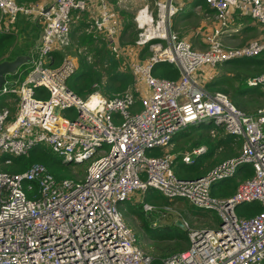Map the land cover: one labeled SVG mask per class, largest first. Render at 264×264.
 <instances>
[{
    "label": "built area",
    "instance_id": "2783aa9c",
    "mask_svg": "<svg viewBox=\"0 0 264 264\" xmlns=\"http://www.w3.org/2000/svg\"><path fill=\"white\" fill-rule=\"evenodd\" d=\"M204 1L213 21L201 31L200 44L172 29L175 0H155V17L148 5L138 10L140 31L129 47L120 44L122 25L111 0H0L1 30L13 28L17 15L41 26L26 66L5 75L0 87V95L17 100L14 114L0 108V157L9 163L41 146L63 163H87L82 178L56 177L37 162L20 172L0 170V264H151L119 209L121 201L148 187L220 218L215 226H187L189 246L163 257L162 264H264V106L249 115L225 92L205 85L209 71L226 60L264 52V36L239 46L223 42L236 30L235 17L264 24V0ZM80 12L91 18L87 31L104 35L117 53H125L135 92L107 96L95 90L82 98L68 87L76 59L56 53L69 45L70 26ZM146 46L150 55L139 57ZM158 62L174 64L178 77L155 75ZM246 83L264 89V72ZM207 120L241 137V148L204 174L179 176L176 157L193 163L206 146L177 155L167 147L178 131ZM243 163L251 165L252 176L228 197L212 195V184ZM253 201L260 211L236 213L238 204ZM142 208L155 205L143 202Z\"/></svg>",
    "mask_w": 264,
    "mask_h": 264
},
{
    "label": "trees",
    "instance_id": "16d2710c",
    "mask_svg": "<svg viewBox=\"0 0 264 264\" xmlns=\"http://www.w3.org/2000/svg\"><path fill=\"white\" fill-rule=\"evenodd\" d=\"M16 1L34 4L40 0ZM112 2L115 3V0ZM193 3L202 5L207 13L212 11L204 0H193ZM84 13H76L78 15L75 18H81L80 16ZM191 13L192 10L188 12V14ZM3 23V16L0 14V61L12 60L19 54L28 55L38 38L41 28L40 22L32 21L24 15H17L14 22H10V25L13 24V28H9L8 31L1 30L4 26ZM89 23L90 21L87 20H79L78 22L73 20L70 26L69 46L75 40L73 43L81 51L78 58L79 65L69 77L68 87L80 96L82 94L88 95L95 90L102 91L101 93L107 96L123 94L126 91L135 92V81L131 71L122 66L119 53L112 49L104 35L87 31ZM131 27L130 24L124 27L121 33L122 38L126 30ZM135 35V30L131 29V37L124 42H133ZM147 49V46L143 47L140 53L142 54ZM60 52L56 53L57 57H61ZM26 64H21L18 70ZM223 64L227 66L231 75L226 72L223 73V71L213 74L205 82L206 87L210 91L225 92L238 108L249 115H256L258 110L264 106V89L259 85H248L246 79L264 72V52L250 57L229 59L221 65ZM153 73L167 78H176L179 75L177 67L167 62H158L154 66ZM8 75L10 74H6V76ZM10 99H13L12 103ZM4 106H7L11 113H15L17 100L13 94L0 95V108ZM172 140L175 142L174 151L190 150L200 145L206 146V150L199 154L191 164L183 163L179 155L176 157L174 170L182 177H194L208 172L216 164L238 154L242 144L241 137L225 131L222 125H216L212 120L190 124L178 131ZM160 152L161 150H157L158 154ZM36 162L46 166L48 171L56 177H74L67 166L73 163L61 162L50 149L41 146L32 147L27 154L12 157L9 163H5L4 158L0 157V170L8 173L20 172ZM84 164L87 167V163ZM85 169L78 171V174L85 173ZM252 174L251 165L243 163L236 168L233 175L213 183L211 193L217 197H228L235 192L240 181L252 176ZM143 202L155 205L154 210H143ZM170 204L184 206V210H181L182 215L198 218L201 226H215L220 221L216 211H204L201 210V207H198L199 209L193 208V204L183 197L168 199L153 187L141 191L138 200L126 199L121 201L119 209L124 221L129 224V216H133L137 220L136 231L134 232L137 244L152 256L151 264H162L163 257L186 249L190 243L186 226L177 224L176 220L161 222V211L164 210L163 207ZM260 209L261 205L258 202L240 203L237 205L236 213L240 217H248ZM146 241L154 244L149 247L145 245Z\"/></svg>",
    "mask_w": 264,
    "mask_h": 264
},
{
    "label": "rangeland",
    "instance_id": "374dc122",
    "mask_svg": "<svg viewBox=\"0 0 264 264\" xmlns=\"http://www.w3.org/2000/svg\"><path fill=\"white\" fill-rule=\"evenodd\" d=\"M46 1L50 2L51 0H46ZM175 2L179 9H178V12L175 18L173 17V20L171 21L172 29L176 31L180 37L187 38L191 40L194 44H198V43L200 44L201 31L205 27L212 24L213 12L211 11V13L210 12L207 13L202 5L194 4L193 0H175ZM112 4H113L114 9L117 12L118 19L121 22L122 31L126 25L130 24V26H132L131 28L126 30V33L123 36V38L120 36V41H121L120 44L122 46L131 47L133 42L129 41L130 43H125L124 41H127L131 37L130 36L131 29L135 30V33H136L134 40L137 38L139 34L140 29L138 28L137 22L135 21V16L138 10L144 7L145 5H148L149 9L153 10L152 13L155 17L156 15L155 0H120L115 3L112 2ZM191 10H192V13L188 14V12H190ZM80 17L81 18L79 19L75 18L74 20H76V22H78L79 20H85V21L91 20L88 12H85ZM234 20H235L234 23L231 24V28L236 29V30H232L231 34L228 37H226V39H223V42L225 45L239 46L249 40L264 36V24L259 23L256 19H253L250 17H243V18L235 17ZM89 31L95 32L93 29H90ZM74 41L75 40L72 41V44L70 46L68 45V48L63 49L60 52V55L62 56V55L69 54L70 56L75 57L76 64L78 66L79 65L78 58H79V55H80L79 53L81 49L79 47H76V45L73 43ZM149 55H150V51L148 49L142 54L140 52L138 53V56L142 58H145ZM118 56H119V59L121 60L122 66L124 68H128V63L126 62V59H125V53L124 52L119 53ZM222 71L223 73L226 72L229 75H231V72L228 70L227 66H225L224 64L223 65L220 64L216 66L214 69L210 70L209 73L210 75H212V74L220 73ZM134 89H135V86H134ZM86 96H87L86 94H82L81 97L86 98ZM12 101L13 99H10L11 103ZM174 143L175 142H173V144L168 146L167 150L169 152L175 153L176 155L180 154L183 150L174 151V147H175ZM67 166L71 174L74 176V178H82L86 173L85 172V173L78 174V171H80L81 169L84 170L86 168V165L84 163L71 164ZM139 194L140 193L134 194V196L131 197L130 199L132 201L138 200ZM163 208L165 211L164 210L161 211V218H162L161 222L162 223L175 221V220L182 222L183 220L182 222L183 226L201 227V224L198 218H195V217L191 218V217H186V215L185 216L182 215L181 210H184V206L180 207L174 204H170ZM193 208L197 209L198 207L193 205ZM201 210H204V209H201ZM204 211H209V210H204ZM128 225L135 232L136 225H137L136 218H134L133 216H129ZM153 244H154L153 242H149V241L145 242V245H148L149 247Z\"/></svg>",
    "mask_w": 264,
    "mask_h": 264
},
{
    "label": "water",
    "instance_id": "95a60500",
    "mask_svg": "<svg viewBox=\"0 0 264 264\" xmlns=\"http://www.w3.org/2000/svg\"><path fill=\"white\" fill-rule=\"evenodd\" d=\"M29 60V55H22L19 54L12 60H4L0 61V87L4 81L6 74H11L16 72L17 68L23 64L26 63ZM93 106L94 109H96L99 106V103H96V98L93 97L89 100ZM177 224L182 226L181 221H176Z\"/></svg>",
    "mask_w": 264,
    "mask_h": 264
},
{
    "label": "crops",
    "instance_id": "0c3cea01",
    "mask_svg": "<svg viewBox=\"0 0 264 264\" xmlns=\"http://www.w3.org/2000/svg\"><path fill=\"white\" fill-rule=\"evenodd\" d=\"M40 1H43V0H40ZM175 18V17H174ZM186 164V163H185ZM191 164V163H190Z\"/></svg>",
    "mask_w": 264,
    "mask_h": 264
}]
</instances>
